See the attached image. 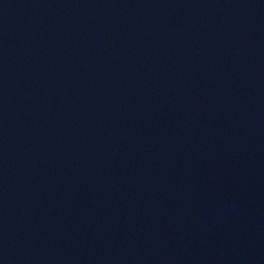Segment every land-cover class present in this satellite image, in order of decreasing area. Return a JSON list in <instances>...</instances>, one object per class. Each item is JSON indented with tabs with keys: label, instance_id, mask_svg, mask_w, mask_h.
I'll return each instance as SVG.
<instances>
[{
	"label": "water",
	"instance_id": "obj_1",
	"mask_svg": "<svg viewBox=\"0 0 264 264\" xmlns=\"http://www.w3.org/2000/svg\"><path fill=\"white\" fill-rule=\"evenodd\" d=\"M0 264H264V0H0Z\"/></svg>",
	"mask_w": 264,
	"mask_h": 264
}]
</instances>
